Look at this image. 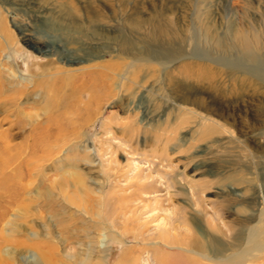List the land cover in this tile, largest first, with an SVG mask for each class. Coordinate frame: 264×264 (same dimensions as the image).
Wrapping results in <instances>:
<instances>
[{"label":"rangeland","instance_id":"374dc122","mask_svg":"<svg viewBox=\"0 0 264 264\" xmlns=\"http://www.w3.org/2000/svg\"><path fill=\"white\" fill-rule=\"evenodd\" d=\"M3 40L0 70L28 93L12 107L0 95V264H214L216 243L201 259L181 248L213 237L236 249L237 222L258 225L264 93L230 66L264 78V0H0ZM175 51L218 62L160 66ZM49 63L90 74L75 85L81 126L50 114V94L33 89ZM97 65L111 69L108 88L94 90ZM184 95L234 125L203 136L208 125L174 107ZM76 172L86 195L72 189Z\"/></svg>","mask_w":264,"mask_h":264},{"label":"bare ground","instance_id":"6f19581e","mask_svg":"<svg viewBox=\"0 0 264 264\" xmlns=\"http://www.w3.org/2000/svg\"><path fill=\"white\" fill-rule=\"evenodd\" d=\"M128 21H130V20H128ZM2 32H4V30H2ZM122 43L124 44L125 42L123 41ZM7 48H8V45L4 41L1 45L0 51L5 50ZM128 50H129V53L131 55L138 56V52L137 51L134 52L133 48L128 47ZM165 53H166V51H165ZM194 56H195V54H194ZM162 57H163V62H160V66L161 65L164 66L167 70H169L168 69L169 66L173 67V65H175V64H182V66H186V65L189 66L191 64H199V63L202 64L203 66H205L206 69L211 70V66L217 64V62H218L216 58L208 57V59L205 58L201 61L196 60V61H193L191 63L190 60H192L191 59L192 57L188 58L185 55V53L180 52V51H175L170 56H162ZM143 59L137 58L136 61H132V63H130L129 65H126L125 68L130 69V68L135 67V66L137 67L136 64L140 63L141 60H143ZM164 61H166V62H164ZM145 62H147V61H145ZM184 62L187 64H183ZM6 65L8 66L11 74L15 76L17 73L16 69L12 68L13 67L12 65L10 67V65H8V63ZM236 65H238V64H236ZM177 66H179V65H177ZM93 68H94L95 72H97L94 74V76L92 75L94 77V78H92L94 81L93 82L94 90H95V86H97L95 84H98L101 87H105L107 82L110 80L108 75L110 74L111 69H109L107 66H104V65H97ZM183 68H185V67H183ZM230 68L233 69V72H234L233 76L234 77L236 76V77L242 78V76H243L242 81L252 82V84H255L254 86L256 87V89H257V87L260 88V90L257 89L258 92L264 93L263 72H261V70L259 68H257V67L251 68L248 66H230ZM39 69L46 71V72L43 76L42 75L41 76H37V75L31 76V79L33 82L32 86H33V89L42 90V92H46V93H48V95L50 94V97L53 100L51 102V105H52L50 107L51 109H49L50 114L56 115L57 113H60V115H62L64 117V120L67 123H70L71 125L81 126L82 124H84V121L83 122L79 121V123H78V121L76 119L74 120V118L76 116L78 117V114H80L79 103H81L80 101L78 103V100H77L78 98L76 97L77 92H76L75 85H76V82L81 81V79L84 78V76L87 77V73L84 71V69H80L79 71H77V72H79L78 73L79 75L76 74L77 73L76 71H74L76 73H72V71H65V70L61 69L60 67H55L53 64H50V67L48 69H44L43 66H41ZM236 69H238V70H236ZM139 70L140 71H146L143 68H140ZM168 75L170 77L171 72H170V74L168 73ZM206 75L208 77L210 76L209 73H207ZM7 76L8 75H6V73L4 71L0 70V95L1 94H3V95L8 94L9 99H8V101H6L5 105H8V107H12L14 102H15L16 97L19 95H25L26 93H28V88L25 85H18V84L15 85L14 84L15 82H14L13 78L11 77V75H9L10 78H9V76L8 77ZM78 76H80V77H78ZM15 78H16V76H15ZM87 78H88L87 80H91L90 74ZM13 84L15 86H13ZM82 84H83V82H82ZM109 85H111V84L109 83ZM106 87H107V85H106ZM78 89L87 91V90H90L91 88H87L86 85H83V86L80 85V86H78ZM90 91H89V93H90ZM2 97H4V96H2ZM200 99H201V96L184 95L183 97L180 98L178 104L174 105V107L180 109V111L182 110V112L185 111V112H188L190 114L197 116L200 120H202V122L207 124L208 125V126L206 125L208 127L206 129L207 132L204 133L203 136L209 135V133H213L214 129H217V128L224 129L226 126L232 127L234 125V119L230 118L231 116L229 114H227L223 110L216 108L215 106H213L211 104L202 102ZM2 106L3 105H0V109ZM97 114H98V112H97ZM21 121L22 122H20V123H23V120H21ZM45 147H47V146H45ZM262 176H264V170L262 171ZM136 177H139V176H136ZM73 179H74V183L72 184V186H73L72 189L75 191V193L86 195L87 194V187H85V181L83 180L82 176L78 172H76L75 175L73 176ZM139 186L140 187H147V185H144L141 183L139 184ZM67 187L69 188V186H67ZM258 187H259V189L257 190L258 202H259V205H262V213L260 214V217H258V218H260V221H258L259 222L258 225H251L250 224V222H251L250 218L239 220L237 222L238 228L235 230V232L239 235V237L237 236V238L234 239L235 242H238V244L236 245V249H234L233 247L229 246L228 244H226L222 241H216L215 238H213V237L210 238V241L205 240V242H202V241L198 240L197 238L193 237V238H190V240L188 242V248L189 249L183 250L181 248V250L184 252H187V253L194 254L197 257H199V256L202 257V255H200V253L205 252L208 242L216 243L215 248H214V253H213L214 255L212 254V257H214V258H212L211 256L208 257L210 260H212V261L214 260L213 261V262H215L214 264H245V263H248L247 261H249V260H250V262H252L253 260H256L258 256L264 257V220L262 221V219H261L262 217H264V185L262 183H260ZM65 231L67 232V230H65ZM167 245L168 244H166L164 246L169 247ZM170 245H171V243H170ZM227 251H230V253L229 254L227 253V255H224V253ZM254 252H256L257 255H253ZM167 257H169V255H162L160 258L161 259L160 262H162V263L165 262V264H197L196 261L189 260L187 256L180 255L178 258L177 257L167 258ZM204 257H207V255ZM263 264H264V262H263Z\"/></svg>","mask_w":264,"mask_h":264}]
</instances>
